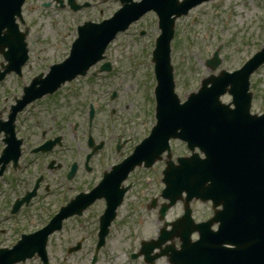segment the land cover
Wrapping results in <instances>:
<instances>
[{
  "label": "rangeland",
  "instance_id": "374dc122",
  "mask_svg": "<svg viewBox=\"0 0 264 264\" xmlns=\"http://www.w3.org/2000/svg\"><path fill=\"white\" fill-rule=\"evenodd\" d=\"M48 1L53 0L27 2L24 12L26 25L30 28L28 42L32 43L33 53L41 55V61H36V58L31 60L22 81L8 78L0 84L2 119L7 118L15 98L23 94L24 85H29L35 76L49 72V66L64 61L69 43L78 36L77 25L85 21L102 22L121 8L120 3L112 0H97L89 10L73 13L68 6L64 9L57 7L54 1L51 7L44 8L42 3ZM260 1L215 0L177 20L171 59L175 70L176 92L182 102L199 89L204 78L218 75L221 70L233 72L241 68L244 60L250 59L264 46V6H261ZM142 32L146 33L143 37L140 35ZM159 35L158 19L150 13L111 44L106 52L107 61H111L114 68L110 73L100 72V64L92 68L86 78H79L71 86L66 85L61 96L38 102L20 117L21 135H26L27 128L31 145L59 136L63 147L42 157L33 156L34 163L27 173H16L9 169L0 178V248H11L22 233L31 234L45 227L58 213L61 205L68 204L80 192L89 190L103 169L120 162L123 156L131 154L135 146L149 136L156 124L152 96L156 81L151 58ZM219 49L222 64L213 72L206 66V61L213 59ZM251 83V91L254 93L253 113L262 114L264 66L252 76ZM223 100L225 103L230 102L228 96ZM90 103L97 107L95 135L100 138H97L99 141L106 142V149L94 157L91 164L94 170L87 173L83 164L90 150L84 134ZM37 115L41 119L40 125L33 124V116ZM119 138L127 141L121 155L116 154L114 149ZM2 139L0 136V150L4 146ZM171 146L174 161L177 157L189 155L181 142L174 141ZM76 153L81 155V168L73 181V188L68 189L63 173L68 172ZM51 162L63 166L56 169L58 166L53 165L49 169ZM165 165V161H162L152 169L140 168L131 174L126 182V185H131V190L118 211L107 245L100 251L97 264H145L143 258L132 260L130 255L138 253L143 236L156 239L159 227L163 225L158 221V210L164 202L161 192L164 189L162 179ZM40 174L44 175L45 180L37 197L28 207L12 215L15 201L23 194L25 180L29 181L31 187L37 180H43L38 178ZM64 190L65 198L61 196ZM156 200L158 207L152 209ZM191 206L197 222L206 221L212 216L210 204L193 202ZM105 208V202L98 201L83 217L67 220L62 233H55L50 238L49 264H91L98 241L99 218ZM181 213V204L178 203L170 211L169 221L176 220ZM81 240H84L82 250L68 255V249ZM175 244L178 246L179 242ZM24 264L43 263L35 258ZM156 264L168 263L162 260Z\"/></svg>",
  "mask_w": 264,
  "mask_h": 264
},
{
  "label": "water",
  "instance_id": "95a60500",
  "mask_svg": "<svg viewBox=\"0 0 264 264\" xmlns=\"http://www.w3.org/2000/svg\"><path fill=\"white\" fill-rule=\"evenodd\" d=\"M201 1L188 0L183 5L179 0H146L142 7L126 6L108 24L94 27L93 30L85 29L73 57L63 66L64 72L69 71L58 85L78 74H84L86 68L100 60V53L108 43L117 33L128 28L130 21L125 18L130 10H138L137 14L151 9L157 11L163 31L154 59L159 79V123L152 137L139 147L133 158L134 167L151 158L152 161L147 163L150 166L154 164L169 150L171 139L187 141L191 150L199 147L206 155V160L200 161L204 168L205 182L201 185L193 184L194 197L205 202L213 200L216 206H224V212L215 209L216 216L208 224V227H211L214 222L219 221L220 216L219 233L210 234V237L214 235L213 243L206 241L201 253L187 259L185 264H264V116L248 121L251 108V95H248L249 78L264 64V50L234 76L222 75L206 81L201 94L191 105L188 103L180 106V101L174 94L170 64V42L175 21L172 17L186 13ZM14 8L15 1L0 0V51L6 44L12 50H18L14 55H6L11 63L13 58L20 57L24 50L22 43L14 44L16 42L13 38H1L6 27L10 36L18 32L13 21ZM209 84H212L211 89H208ZM227 93L234 96V110L231 105L221 103V97ZM199 99L201 101L195 103ZM192 105L193 108H190ZM195 158L191 160H200L198 155H195ZM191 168L192 164L181 163L179 172L184 173L183 179L186 171ZM52 233L51 227L49 231L38 235L41 251ZM226 244L236 248H224ZM19 251L17 250V256L0 252V258L8 259L4 264H15L36 253L34 247L28 248L25 253Z\"/></svg>",
  "mask_w": 264,
  "mask_h": 264
},
{
  "label": "flooded vegetation",
  "instance_id": "af4514ba",
  "mask_svg": "<svg viewBox=\"0 0 264 264\" xmlns=\"http://www.w3.org/2000/svg\"><path fill=\"white\" fill-rule=\"evenodd\" d=\"M58 96H61V93L58 95ZM41 122V119H37L35 123L33 124H37V125H40L39 123ZM40 146V145H39ZM39 146L37 147H27L26 148V151H23L22 154H21V158H20V161L22 162L24 159H25V155L28 153L30 155H39V154H35L34 150L38 149ZM60 167V166H59ZM29 186V183L26 182V187ZM29 192V190H26L25 192V195Z\"/></svg>",
  "mask_w": 264,
  "mask_h": 264
}]
</instances>
